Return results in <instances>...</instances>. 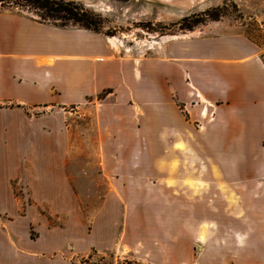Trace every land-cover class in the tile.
Returning a JSON list of instances; mask_svg holds the SVG:
<instances>
[{
  "label": "crops",
  "instance_id": "1",
  "mask_svg": "<svg viewBox=\"0 0 264 264\" xmlns=\"http://www.w3.org/2000/svg\"><path fill=\"white\" fill-rule=\"evenodd\" d=\"M183 36L152 55L121 54L101 32L0 3V264L72 253L76 237L49 228L39 207L75 211L68 164L84 115L102 151L101 210L114 206L115 177L153 164L137 150L174 148L158 171L176 197L161 204L168 259L153 264H264L263 57L243 36ZM122 146L130 152L109 149Z\"/></svg>",
  "mask_w": 264,
  "mask_h": 264
},
{
  "label": "rangeland",
  "instance_id": "2",
  "mask_svg": "<svg viewBox=\"0 0 264 264\" xmlns=\"http://www.w3.org/2000/svg\"><path fill=\"white\" fill-rule=\"evenodd\" d=\"M74 1L81 2L101 16L98 31L110 39L121 54L152 55L166 42L177 39L171 37L183 34L180 38L243 36L254 44L264 59V0ZM2 5L38 18L26 6L14 2ZM214 9L221 14L218 19H209L208 14L204 15L206 10L212 12ZM193 20L201 22L190 29L182 28L192 24ZM47 22L52 23L51 20ZM72 129L74 145L69 155L72 163L68 165L75 188V211L52 212L47 203L39 207L40 213L47 217L49 228L64 232L62 229L68 227V232L78 239H73L68 246L72 253L67 252L65 256L62 250L53 264H153L152 260L157 258L167 260L168 257L162 256V249L168 244L165 229L166 214L169 212L162 210L161 204L175 202L176 197L164 192V180L158 171H161V158L174 148L158 143L147 151L144 147L137 150V154H151L153 164L150 163L148 168L145 162L137 163L136 174L128 171L119 176L115 174L117 192L111 199L114 206L101 210L99 207L107 195L96 155L102 151L95 140L89 116L76 117ZM109 149H119L121 154L130 152L126 146ZM152 166L156 168L153 170ZM187 182L191 184L190 180ZM169 183L175 184V180L170 179ZM101 214L108 217L105 222H101ZM37 229L29 230L32 238L39 235ZM96 233L101 234L103 239L97 241L94 238Z\"/></svg>",
  "mask_w": 264,
  "mask_h": 264
},
{
  "label": "trees",
  "instance_id": "3",
  "mask_svg": "<svg viewBox=\"0 0 264 264\" xmlns=\"http://www.w3.org/2000/svg\"><path fill=\"white\" fill-rule=\"evenodd\" d=\"M14 2L21 6H26L36 13L37 20L49 23L57 27L73 26L83 29L98 31V27L102 22L101 16L86 8L81 2L74 0H0V3ZM212 13V14H211ZM209 19H218L221 14L218 9L211 11L206 10L204 15ZM210 14V15H209ZM185 19V18H184ZM193 20L192 24L183 26L182 28L190 29L197 22ZM263 59V58H262ZM264 60V59H263Z\"/></svg>",
  "mask_w": 264,
  "mask_h": 264
}]
</instances>
